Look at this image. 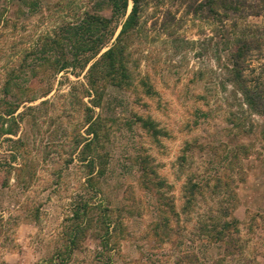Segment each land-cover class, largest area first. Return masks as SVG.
<instances>
[{
	"label": "rangeland",
	"instance_id": "374dc122",
	"mask_svg": "<svg viewBox=\"0 0 264 264\" xmlns=\"http://www.w3.org/2000/svg\"><path fill=\"white\" fill-rule=\"evenodd\" d=\"M0 11V111L15 99L3 92L9 72L19 74L15 123H4L14 133L0 136V264H264V107L250 110L227 72L234 40L249 26L263 43L245 75L264 84L263 16L237 17L232 27L180 0H143L127 37L131 84H107L92 106L78 63L56 73L36 65L34 75L28 65L84 11L109 17L105 0H0ZM121 19L113 17L110 41ZM58 38L46 53L69 58ZM86 105L108 130L97 143L107 160L95 185L80 158ZM189 180L198 187L186 203ZM84 201L90 225L65 253L70 210ZM232 202L226 218L235 228L215 239L212 225ZM103 219L116 230L102 236Z\"/></svg>",
	"mask_w": 264,
	"mask_h": 264
},
{
	"label": "trees",
	"instance_id": "16d2710c",
	"mask_svg": "<svg viewBox=\"0 0 264 264\" xmlns=\"http://www.w3.org/2000/svg\"><path fill=\"white\" fill-rule=\"evenodd\" d=\"M23 1V0H21ZM34 1V0H33ZM129 1L131 2L130 9L127 12ZM185 2L186 10L194 15H202L210 17L217 23H223L225 19H232L231 26H236L235 19L242 16H256L264 17V0H180ZM109 6L110 16H105L98 12L84 11V15L74 23L64 27L65 33L60 36L54 32V36L43 41L40 44L39 52L41 55L34 58V63L29 66V72L34 75L35 66L47 64L53 68L54 73L59 72L69 66H74L78 63L79 67L84 70V86L83 95L87 97V101L92 106H100L101 99L104 95V87L107 84L115 87L129 86L131 84V76L127 69L126 53H127V37L131 31L137 26L138 16L143 0H105ZM33 3V2H32ZM36 4L35 2L33 3ZM204 14V15H203ZM2 11H0V22L2 19ZM113 17L121 19L119 22L120 28L112 41L110 38L113 30L110 27ZM247 30L241 31L236 36L233 48L229 52V65L227 72L229 81L237 92L240 93L243 102L250 110L261 112L264 107V84L258 81L250 82V78L245 75V70L250 68V60L255 51L260 49L263 43L262 36L251 32L249 26L244 27ZM234 29V28H233ZM58 37L65 38L70 49V59L68 57L55 56L50 57L46 51L58 44ZM106 47L102 52L101 49ZM37 60V61H36ZM19 74H15L14 70L9 72L5 84L3 86L4 95L11 93L15 99L10 101H3V107L0 111V136L3 134H13L14 129L10 124L4 126V123L12 121L15 123L13 112L18 106L19 88H18ZM17 91V92H16ZM49 89L44 91L48 92ZM84 121L86 124L85 133L81 144L80 158L85 160L87 167V181L91 185H95V177L104 173L106 156L101 150L97 148V143L100 137L104 134L107 136L108 130L104 119L91 113L92 108L85 106ZM134 121H139L140 125L148 130L150 134L155 135L160 132L155 124L149 120L136 116ZM105 156V157H104ZM96 158L100 161L97 169ZM141 169V177L144 178L148 174L144 167ZM94 180V182H93ZM186 185V203H189L191 196L197 189L198 184L188 181ZM230 204V205H229ZM234 202L227 203L221 206V214L225 217L218 219L213 223L215 228V239L222 238L229 230L235 228L236 220L234 217L226 218L230 215L231 208ZM91 206L87 201L80 204H74L71 208L68 220L69 225L65 231L66 242L64 246L65 253H71L77 246V240L84 230L90 225ZM104 226L102 236L104 234H111L118 227L117 223H112L110 229L108 227L110 220H100ZM121 230V229H120ZM101 236V235H100Z\"/></svg>",
	"mask_w": 264,
	"mask_h": 264
}]
</instances>
